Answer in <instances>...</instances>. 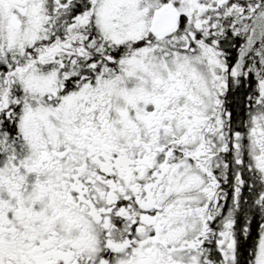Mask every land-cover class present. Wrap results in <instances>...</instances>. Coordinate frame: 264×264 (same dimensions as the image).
<instances>
[{"label": "snow or ice", "instance_id": "snow-or-ice-1", "mask_svg": "<svg viewBox=\"0 0 264 264\" xmlns=\"http://www.w3.org/2000/svg\"><path fill=\"white\" fill-rule=\"evenodd\" d=\"M0 264H264V0H0Z\"/></svg>", "mask_w": 264, "mask_h": 264}]
</instances>
